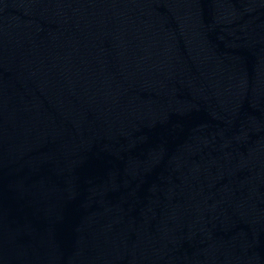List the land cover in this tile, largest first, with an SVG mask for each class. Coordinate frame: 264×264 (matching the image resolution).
<instances>
[{
    "label": "water",
    "instance_id": "obj_1",
    "mask_svg": "<svg viewBox=\"0 0 264 264\" xmlns=\"http://www.w3.org/2000/svg\"><path fill=\"white\" fill-rule=\"evenodd\" d=\"M0 264H264V0H0Z\"/></svg>",
    "mask_w": 264,
    "mask_h": 264
}]
</instances>
